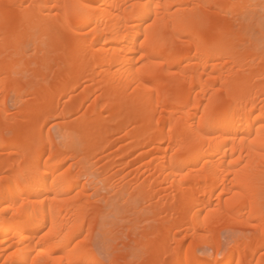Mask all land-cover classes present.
I'll use <instances>...</instances> for the list:
<instances>
[{"label": "bare ground", "instance_id": "1", "mask_svg": "<svg viewBox=\"0 0 264 264\" xmlns=\"http://www.w3.org/2000/svg\"><path fill=\"white\" fill-rule=\"evenodd\" d=\"M218 263L264 264V0H0V264Z\"/></svg>", "mask_w": 264, "mask_h": 264}, {"label": "rangeland", "instance_id": "2", "mask_svg": "<svg viewBox=\"0 0 264 264\" xmlns=\"http://www.w3.org/2000/svg\"><path fill=\"white\" fill-rule=\"evenodd\" d=\"M71 61V60H70ZM74 61V60H73ZM71 63H72V61L70 62V68L71 69H73L75 66H76V62H74L72 65H71ZM10 105V109H13V105L12 104H9ZM85 118H87L88 119V117H85ZM84 118V120H86ZM57 122V123H56ZM56 123V124H55ZM53 128V129H52ZM56 129H57V131H58V129H59V132L61 133V131H60V127H59V125H58V121L57 120H55V121H51L50 123H48L47 125H46V129H45V131L46 132H51L54 136H55V140H56V142L58 141L59 143L60 142H63L64 140H62L61 141V139H62V137H64V136H62L61 137V135H60V133L59 132H57L56 131ZM50 130V131H49ZM56 138H58V139H56ZM65 142V141H64ZM64 142L62 143V144H64ZM58 143V145H60ZM61 147H63V146H61ZM234 223V224H233ZM232 224H226V225H224V227H221V228H219L218 230H217V234H218V237L220 238V240L222 241L221 243L223 244V245H227L228 243H230V242H232L234 239H236L237 237H240V235H242V236H244L245 234H247V235H250L252 232H253V230L252 229H250V228H246V227H244V226H242L240 223H237V222H233ZM145 224L143 223V224H141L140 226L142 227V226H144ZM225 228V229H224ZM227 228H229V229H227ZM223 230V231H222ZM124 232V231H123ZM123 233L121 232V234H119L120 236H123L122 235ZM215 234H216V232H215ZM214 234V235H215ZM217 234H216V238L217 239H219L218 237H217ZM238 235V236H237ZM95 236H97L96 238H97V240H95L96 238H94V240H93V245H95L96 246V251H97V253H98V256H99V258L101 259V261H103V262H107V258H108V253L106 252V250H105V248H104V244H103V241H101V239H100V237H99V235H95ZM234 236H236V237H234ZM121 238V237H120ZM98 240H100V241H98ZM120 240H122L123 241V239H120ZM219 240V241H220ZM118 242H116V243H119L118 245H121L120 243H122V242H120L119 241V239L117 240ZM97 244V245H96ZM123 244V243H122ZM94 246V247H95ZM123 246V245H122ZM122 246H119V247H122ZM201 246V247H200ZM200 246H198V247H196L195 248V250H196V254L197 255H199V256H207V257H209V255L210 254H215V250L214 251H211L212 249L210 248V247H205V245H200ZM101 247H102V249H101ZM200 253V254H199ZM210 253V254H209ZM233 253H234V251H232V250H228V252L226 253V255H225V257L223 258L224 260L223 261H227L228 260V258H230L231 256H233ZM206 254H208V255H206ZM210 256H213V255H210ZM206 257V258H207ZM219 264V263H218Z\"/></svg>", "mask_w": 264, "mask_h": 264}]
</instances>
